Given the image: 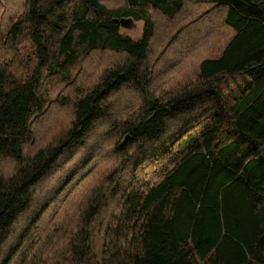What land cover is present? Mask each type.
I'll list each match as a JSON object with an SVG mask.
<instances>
[{"label": "trees", "instance_id": "1", "mask_svg": "<svg viewBox=\"0 0 264 264\" xmlns=\"http://www.w3.org/2000/svg\"><path fill=\"white\" fill-rule=\"evenodd\" d=\"M0 264H264V0H0Z\"/></svg>", "mask_w": 264, "mask_h": 264}, {"label": "rangeland", "instance_id": "2", "mask_svg": "<svg viewBox=\"0 0 264 264\" xmlns=\"http://www.w3.org/2000/svg\"><path fill=\"white\" fill-rule=\"evenodd\" d=\"M142 26L143 23L141 21H134L129 27H123V31L138 38L141 35Z\"/></svg>", "mask_w": 264, "mask_h": 264}, {"label": "water", "instance_id": "3", "mask_svg": "<svg viewBox=\"0 0 264 264\" xmlns=\"http://www.w3.org/2000/svg\"><path fill=\"white\" fill-rule=\"evenodd\" d=\"M133 22H134L133 19H130V18L121 19V24L123 27H129Z\"/></svg>", "mask_w": 264, "mask_h": 264}]
</instances>
